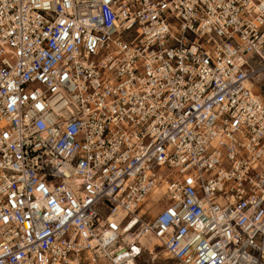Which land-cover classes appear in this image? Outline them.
<instances>
[{"label":"built area","instance_id":"obj_1","mask_svg":"<svg viewBox=\"0 0 264 264\" xmlns=\"http://www.w3.org/2000/svg\"><path fill=\"white\" fill-rule=\"evenodd\" d=\"M147 238L264 264V0H0V264Z\"/></svg>","mask_w":264,"mask_h":264},{"label":"rangeland","instance_id":"obj_2","mask_svg":"<svg viewBox=\"0 0 264 264\" xmlns=\"http://www.w3.org/2000/svg\"><path fill=\"white\" fill-rule=\"evenodd\" d=\"M143 245H144V247L149 248L152 245V240L150 238L145 239L143 241ZM165 258H166V256H164L162 251L158 250V252L148 253V255L146 256V260L144 258L141 260V264H159V262L161 264H168L169 262H166ZM152 260H153V262H152ZM169 264H171V263H169Z\"/></svg>","mask_w":264,"mask_h":264},{"label":"bare ground","instance_id":"obj_3","mask_svg":"<svg viewBox=\"0 0 264 264\" xmlns=\"http://www.w3.org/2000/svg\"><path fill=\"white\" fill-rule=\"evenodd\" d=\"M163 192H164V189L157 190L151 196L150 200L151 201H155V199L157 200V198H159V196H162L163 195ZM157 209H158V207H156V210ZM156 210L154 212H157ZM150 239L152 240V245L149 248L144 247L143 242H142V245H141V247L144 248V251H145V256H144V259L145 260H146V256L148 255V253L158 252V250H161V248H162V245L159 243V241L157 239H155V238H150ZM162 253L164 254V256H166V258H165L166 262H169L170 263L169 258H168V255L165 254V251H162ZM152 262H153V260H152ZM159 264H161V263L159 262Z\"/></svg>","mask_w":264,"mask_h":264}]
</instances>
